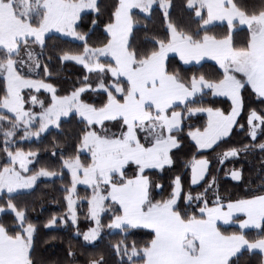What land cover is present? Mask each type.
Returning <instances> with one entry per match:
<instances>
[{"label":"snow or ice","instance_id":"snow-or-ice-1","mask_svg":"<svg viewBox=\"0 0 264 264\" xmlns=\"http://www.w3.org/2000/svg\"><path fill=\"white\" fill-rule=\"evenodd\" d=\"M174 7L0 0V213L10 217H0V264H264V0H182L186 18ZM157 12L161 29L138 40L135 27ZM209 60L214 71H189ZM53 63L81 75L58 83ZM185 142L184 173H172ZM257 151L253 186L244 162ZM221 168L242 193L221 192ZM40 177L60 181L43 227L71 229L53 260L37 251L57 237H41L32 204L17 199Z\"/></svg>","mask_w":264,"mask_h":264},{"label":"trees","instance_id":"trees-1","mask_svg":"<svg viewBox=\"0 0 264 264\" xmlns=\"http://www.w3.org/2000/svg\"><path fill=\"white\" fill-rule=\"evenodd\" d=\"M110 0H100V3L102 7L106 4H108ZM255 2V0H253ZM173 3L175 5L173 9V15L180 17L183 16L184 18L187 17L186 12H182V9L180 7L182 0H173ZM156 6L154 5V9ZM85 22L89 20L88 16H84ZM145 23H147V28H145ZM162 27V21L159 18L158 12L153 15V18L148 21L141 20V23L135 27V36L138 40H143L144 34L146 31H156L160 30ZM217 31L222 30L219 26L216 29ZM240 36H243V33L240 34ZM95 38V36H93ZM49 42L51 43H60V41L57 40L56 37H50ZM77 45L73 44V47ZM53 71L56 73L55 79L58 83L64 84V85H70L73 81L76 80V78L81 75V69L80 66H76L73 63H67L64 64L63 67H59L55 63L52 65ZM193 70H203L206 72H211L214 71V62L208 61L207 63L202 64V69H192L190 68L189 71ZM43 94V91H41ZM203 115L199 114L196 117H193L192 123H199L200 121L203 120ZM76 127L75 121H67L64 125L63 128L65 130H70L72 128ZM57 135V131L54 129L52 132L48 133L46 136H44L43 140L39 142V144L36 143V140H32L31 146H39L41 149L44 148L46 144H49L51 138L53 136ZM243 137V134L239 135H233L232 140H241ZM24 147H29V144L26 142ZM223 147V146H221ZM218 151V150H217ZM173 152L175 153V156L177 158L176 160V166L171 170L172 173L180 172L184 173V168L182 164V160L186 159L188 155L191 154V149L190 146L187 142L184 143V146L179 148V150L173 149ZM205 155L209 157H214V152L213 151H208L204 153ZM260 153L257 151L253 157L248 158L244 162V168H245V181L244 183H248L249 179H251V183L253 186L258 184L259 182V176L257 175V170H258V159H259ZM41 159H46V157H41ZM220 167L217 165L215 159H212V169L215 170L216 168ZM224 167H231V164H227ZM169 173H165V180H167ZM220 176H221V192H228L231 193L232 195H237L239 193H242L244 190V184H237L236 182H233L230 177H224L223 175V168L220 170ZM188 176H184V181L185 184L187 183ZM60 181H56L55 184L49 179V178H42L37 181V183L34 185L33 190L25 193L21 196H18V200H26L29 201L32 204V208L29 210V216L32 218L34 222L37 223L38 228L40 229V235L41 237L49 236V235H55L57 239L55 240H48L42 242L37 251V255L43 259L46 260H53L56 259L58 256H63L64 255V249L66 247V243L62 242L60 237H64L65 241L71 234V229H65L63 225H56L52 228V230L45 229L42 225V221L49 216V214L52 211L57 210V206L51 202L50 195H55V188L59 186ZM81 189V188H80ZM80 194L81 190H79ZM35 198V199H34ZM86 203L79 205V208L81 210H86ZM0 217L4 219H9L10 217L6 213H1ZM80 219L82 221L81 227H86V224L83 223L84 217L81 212ZM138 239H143L144 237L142 235H138ZM108 239H115V237H105L103 240L99 242L97 245L98 248H103ZM80 238L77 237L73 243L78 244ZM111 260H114V257H110ZM252 264H257L258 257L253 256L251 257ZM241 264H245V261L242 258Z\"/></svg>","mask_w":264,"mask_h":264},{"label":"rangeland","instance_id":"rangeland-1","mask_svg":"<svg viewBox=\"0 0 264 264\" xmlns=\"http://www.w3.org/2000/svg\"><path fill=\"white\" fill-rule=\"evenodd\" d=\"M41 91H43V90H41ZM33 139H35V138H33ZM42 178H45V177H40V178H38V180H39V179H42ZM33 187H34V186H33ZM80 188H81V189H80ZM78 189L81 190V193H83V194L87 191L86 186H84V185H82V184H81V185H78ZM0 214H1V213H0ZM53 227H54V226H53Z\"/></svg>","mask_w":264,"mask_h":264},{"label":"crops","instance_id":"crops-1","mask_svg":"<svg viewBox=\"0 0 264 264\" xmlns=\"http://www.w3.org/2000/svg\"><path fill=\"white\" fill-rule=\"evenodd\" d=\"M171 55V54H170ZM210 61V60H209Z\"/></svg>","mask_w":264,"mask_h":264}]
</instances>
